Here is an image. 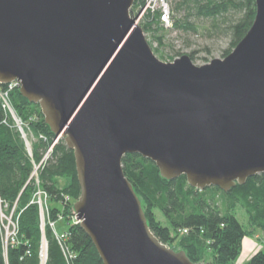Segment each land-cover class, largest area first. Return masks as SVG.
<instances>
[{"label": "water", "instance_id": "obj_1", "mask_svg": "<svg viewBox=\"0 0 264 264\" xmlns=\"http://www.w3.org/2000/svg\"><path fill=\"white\" fill-rule=\"evenodd\" d=\"M134 3L0 0V83L20 81L74 151L76 218L104 264H207L155 236L122 159L139 153L197 189L264 172V0L233 51L204 65L160 59Z\"/></svg>", "mask_w": 264, "mask_h": 264}, {"label": "trees", "instance_id": "obj_2", "mask_svg": "<svg viewBox=\"0 0 264 264\" xmlns=\"http://www.w3.org/2000/svg\"><path fill=\"white\" fill-rule=\"evenodd\" d=\"M132 13L145 6L147 0H134ZM172 24L167 27L161 21V10L148 9L143 19V28L155 50L167 45V31L174 29L185 35L188 46L192 35L208 39H230L233 48L251 28L256 16V0H171ZM170 28V29H169ZM169 29V30H168ZM154 49V48H153ZM154 50V51H155ZM179 54V52H177ZM176 53V54H177ZM181 53V52H180ZM195 51L191 58L195 57ZM226 54V55H227ZM12 103L16 113L24 119L38 140L33 143V155L16 127L3 121L7 117L0 100V201L14 208L17 219L15 241H9L5 252L4 232L0 229V264H41L43 236L46 237V264H104L99 251L80 222L72 220L74 203L79 199L81 186L77 175L74 151L63 138L59 139L39 170L38 183L31 174L34 163H40L52 145L56 135L52 133L38 103L30 102L20 89L12 91ZM34 118V119H31ZM45 134L46 140L40 138ZM124 172L134 184L147 215L149 226L167 246L177 241L181 249L195 262L207 264H234L243 249V241L255 229L264 231V172L248 177L247 181L232 186L230 191L211 185L197 189L187 181L186 175L165 179L156 162L139 153H127L122 159ZM63 181V183H61ZM43 191L50 205L49 220L58 221L62 216L67 221V246L73 252L68 259L63 243L59 241L56 227L46 218L44 230L39 204L38 190ZM245 211L252 230L239 221L237 209ZM159 210L165 221L157 217ZM179 236L172 235V231ZM187 229L188 232L183 230ZM176 248V247H175ZM210 256V261L207 260ZM245 264H264V248L256 252Z\"/></svg>", "mask_w": 264, "mask_h": 264}, {"label": "rangeland", "instance_id": "obj_3", "mask_svg": "<svg viewBox=\"0 0 264 264\" xmlns=\"http://www.w3.org/2000/svg\"><path fill=\"white\" fill-rule=\"evenodd\" d=\"M169 1L172 5V1L171 0ZM147 3L148 0L146 4ZM146 4L139 10V12H137L136 17L132 13V15L136 19V22H139L142 26H143L142 23H144L143 22L144 16L146 13H148L147 10L149 9L148 8L147 10H145ZM153 5L154 2L152 3V6ZM148 7L151 8V6ZM188 38H190V40L193 41L192 46H188L186 44V41H184L185 35L182 34V32L175 31L174 29L172 30L170 29L169 31H167V42H169L167 43V45H165L161 50H155V48L158 45V43L155 41L152 46L155 50L154 52L157 53L158 57L166 62H172V60L181 57L183 54H188L191 56V53L194 50L196 53H195V57H193L192 60L197 65H204L205 63H209L215 58L223 59L225 58L227 51L231 49L230 39L228 37L208 39L205 36H201L199 34V35H192V37H188ZM148 39H150V37ZM177 52H179V54ZM27 132L29 134V140L31 142V145H33V143H35L38 140V136L37 134H34L31 128L28 129ZM59 139L61 138L59 137ZM35 182L38 183V181L36 180ZM61 183H63V181ZM35 199L39 204V209L41 214L40 218L42 220L41 226L44 229L46 224V218H48L49 220L50 210L48 209V206L50 205V200H48L46 194L43 191H41V189L38 190L37 197H35ZM3 211L5 213V217L2 215V211H0V222H2V229L4 232L5 243L8 244V242L12 241L13 239L12 234L14 235L15 233L14 225H18V221L17 219H14L13 217L14 214L12 215L11 212H9L5 207L3 208ZM236 211L239 221L245 224L247 229L251 231L252 227L250 225V222L248 221L245 211L240 208L237 209ZM156 215L157 217L165 221L163 215L160 213L159 210L156 211ZM72 216H73L72 220H74V222H78L76 218V213ZM61 217L64 218L61 214L58 218L59 219L58 221H54V222L52 220L49 221H51V223L55 225L56 230H58L60 233H63L65 232L64 228L67 225V221L65 219H62ZM9 224L11 227L6 229ZM11 231L13 233H11ZM181 232L182 231L180 229L178 232L173 230L171 233L174 236L176 235L179 236ZM7 236H8V241H7ZM243 243H244L243 249L240 253V256L237 258L234 264H245L248 259H250L254 254H256L257 251L264 248V231L260 229H255V231H253L252 234L247 235L245 237ZM173 246H175L177 250H181L182 248L181 246L178 245L177 241L174 242ZM210 259L211 257L207 256V260L210 261Z\"/></svg>", "mask_w": 264, "mask_h": 264}, {"label": "built area", "instance_id": "obj_4", "mask_svg": "<svg viewBox=\"0 0 264 264\" xmlns=\"http://www.w3.org/2000/svg\"><path fill=\"white\" fill-rule=\"evenodd\" d=\"M153 2H154V5L152 6ZM148 6H151V8ZM148 8L152 9L154 11L161 10V21H163L167 27L171 26V24H172V20L170 18L171 10H170V3L168 2V0H148V3L146 4L145 10H147ZM20 88H21V82L18 80H13L12 83H9V84L0 83V100L3 103V107H4L5 112L7 114V117L4 119L3 122L9 126H12V127L15 126L16 127V129L19 131L22 139L24 140V143L27 147L28 154L30 156H32L33 155V145H31V142L29 140V134L27 132V130L30 129L29 124L24 119H22L18 115V113H16L14 103H12V97H11L12 91L16 90V89H20ZM31 119H34V118H31ZM39 137L46 140L47 136H45V134H43V133H40ZM58 139H59V137L54 139V141L52 142V145L47 150V153L45 154V157L42 159V161L40 163H37V164L34 163L35 169L30 176L31 178H34L38 182L40 181L38 175H39V170L42 167L41 165L47 161V158L49 157V154L52 151L55 143H57ZM4 207L8 210V204L4 205L3 201L1 200L0 201V211H2V215L5 217V213L3 211ZM14 211L15 210L13 208L11 210L12 215L14 214ZM52 225L55 226L53 223H52ZM10 227L11 226L9 224L8 227L7 228L5 227V228L8 229ZM0 229L3 231L2 222H0ZM187 231H188L187 229L184 230V232H187ZM14 232H15L14 235L12 234V237H13V239L11 241L12 243L15 241V238L17 235V225H14ZM11 233H13V232L11 231ZM57 235H58L59 241H61L63 243L64 251L66 253L67 258L69 260L73 259L74 254H73V252H71L69 250V248L67 246L68 233L67 232H63V233L58 232ZM7 241H8V236H7ZM4 243H5V238H4ZM8 245H9V242H8V244L5 243V252L7 251ZM47 256H48L47 246L45 245V243H43L42 249H41V254H40V258H41L40 263L41 264H46Z\"/></svg>", "mask_w": 264, "mask_h": 264}, {"label": "bare ground", "instance_id": "obj_5", "mask_svg": "<svg viewBox=\"0 0 264 264\" xmlns=\"http://www.w3.org/2000/svg\"><path fill=\"white\" fill-rule=\"evenodd\" d=\"M56 144V143H55ZM54 148V147H53Z\"/></svg>", "mask_w": 264, "mask_h": 264}]
</instances>
